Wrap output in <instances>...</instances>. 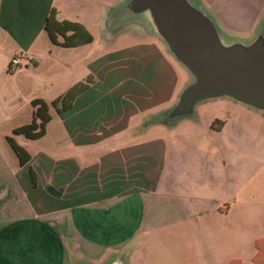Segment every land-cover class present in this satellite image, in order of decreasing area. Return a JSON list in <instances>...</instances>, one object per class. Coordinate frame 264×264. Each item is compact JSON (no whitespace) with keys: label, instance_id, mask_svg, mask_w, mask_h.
<instances>
[{"label":"crops","instance_id":"crops-1","mask_svg":"<svg viewBox=\"0 0 264 264\" xmlns=\"http://www.w3.org/2000/svg\"><path fill=\"white\" fill-rule=\"evenodd\" d=\"M104 1L0 0V264H105L161 231L179 238L197 234L205 246L210 244L206 245L207 239L211 244L223 243L228 238L226 230L236 239L234 225L226 222L229 206L222 196L189 191L190 183L175 178L173 163L161 169L165 145L159 137L139 140L137 132L123 137L130 121L123 109L120 114L107 109L90 114L81 109L54 119L48 113L50 119L40 138L12 136L14 129L31 122V102L44 101L28 98L29 115L23 116L11 103V89L17 93L20 87L4 83L42 81L46 79L40 75L44 62L62 69L73 66L75 57L70 60L69 56L86 57L96 41L90 29L102 21ZM108 1L105 7H112L113 0ZM258 11L249 32L235 37L252 36L264 20L263 3ZM67 24L73 31L65 32L64 41L55 32H62ZM12 58H19L21 66L9 70ZM83 61L90 68L89 58ZM87 92L88 88L75 103L81 98L92 103ZM241 114L249 121L256 113L245 110ZM48 130L53 133V146L29 151V144L45 140ZM231 132L249 137L245 125L237 126L229 118L213 131L215 136ZM199 136L207 140L205 133ZM8 137L23 151V164L8 145ZM168 145L171 150V140ZM221 146L223 152L225 143ZM262 239L251 238L250 258ZM227 257L230 262H242L239 255Z\"/></svg>","mask_w":264,"mask_h":264},{"label":"rangeland","instance_id":"rangeland-1","mask_svg":"<svg viewBox=\"0 0 264 264\" xmlns=\"http://www.w3.org/2000/svg\"><path fill=\"white\" fill-rule=\"evenodd\" d=\"M122 1L113 0L112 7H105L108 0L101 2L103 19L90 29L96 34V41L86 55L90 68L84 67L86 57L83 55L69 56L70 60L75 57L73 66L62 69L56 63L44 62L45 69L40 75L46 79L4 83L7 87L11 84L20 87L18 95L11 89L14 95L11 103L18 113L28 117V98H41L53 119L57 113L50 102L66 94L69 108L61 115L66 112L72 115L81 109L90 114L106 109L120 114L123 109L130 115L123 137H131L133 132L141 135L139 140L159 137L165 145L163 171L173 163L175 178L181 183H190L189 191L222 196L229 206L226 222L234 225L235 240L229 237L230 230H226L225 238H228L223 243L211 244L210 239L205 238L206 245L210 243L205 246V241L201 242L197 234L179 238L161 231L154 237L140 240L139 248L135 245L124 251L121 255L125 264H264V239L256 244L253 257L250 258L248 252L253 249L250 246L253 236L264 238V117L255 114L247 121L241 114L246 108L222 98L196 105L191 117L171 123H150L154 115L173 104L190 78L150 33L143 20L134 18L110 24L112 10ZM191 1L212 18L218 32L229 40H246L233 34L248 33L260 5L264 4V0ZM100 14L99 11L98 17ZM12 68L17 69L10 66L9 70ZM87 88V97L92 103L84 102V98L75 103L74 99ZM83 106L86 107L83 109ZM227 118L237 126L245 125L249 137L233 132L215 136L213 131L219 130ZM73 119L71 116L72 122ZM49 132L45 140L32 141L29 151L51 148L53 133ZM201 133H205L207 140L199 138ZM210 143L217 145V149ZM222 143H225L223 152ZM233 143L236 146L230 145ZM218 253H222L223 258ZM230 253L239 255L242 262H230L227 257Z\"/></svg>","mask_w":264,"mask_h":264},{"label":"water","instance_id":"water-1","mask_svg":"<svg viewBox=\"0 0 264 264\" xmlns=\"http://www.w3.org/2000/svg\"><path fill=\"white\" fill-rule=\"evenodd\" d=\"M110 16V24L143 20L190 78L150 123L191 117L196 105L222 98L264 117V20L248 39L229 40L191 0H123ZM105 264L125 263L117 255Z\"/></svg>","mask_w":264,"mask_h":264},{"label":"trees","instance_id":"trees-1","mask_svg":"<svg viewBox=\"0 0 264 264\" xmlns=\"http://www.w3.org/2000/svg\"><path fill=\"white\" fill-rule=\"evenodd\" d=\"M45 30L48 32L51 42L54 43L51 32L47 29ZM68 31H73V29L71 25L67 24L63 26L62 32H55V33L62 36V38L65 41L66 37H64V34L65 32H68ZM61 46L66 47L64 44H61ZM79 91H81V89ZM77 93H78V90H77ZM66 97H67V94L62 97H58L55 100L50 102V105L55 109L57 114H60L61 112H64L66 109L69 108V104L66 103ZM31 107H32L31 122L28 125L14 129L12 131V136L22 135L28 140H36L43 135L44 126L50 119L48 115V107L46 106L45 103L41 101H36V100L31 102ZM6 141L8 145L10 146L11 150L13 151V153L16 155L19 163L23 164L25 162L23 158L24 157L23 151L14 144L11 137L6 138Z\"/></svg>","mask_w":264,"mask_h":264},{"label":"built area","instance_id":"built-area-1","mask_svg":"<svg viewBox=\"0 0 264 264\" xmlns=\"http://www.w3.org/2000/svg\"><path fill=\"white\" fill-rule=\"evenodd\" d=\"M9 65L14 68H19L21 66V61L19 58H12Z\"/></svg>","mask_w":264,"mask_h":264}]
</instances>
